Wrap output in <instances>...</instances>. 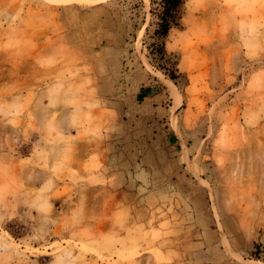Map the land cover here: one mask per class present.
Listing matches in <instances>:
<instances>
[{
  "label": "rangeland",
  "instance_id": "obj_1",
  "mask_svg": "<svg viewBox=\"0 0 264 264\" xmlns=\"http://www.w3.org/2000/svg\"><path fill=\"white\" fill-rule=\"evenodd\" d=\"M160 11V0H0V264L169 262L167 226L128 229L107 175L110 122L80 33H129L124 69L167 81L173 127L184 147L201 143L191 169L247 245L251 260L231 264H264V0H185L166 37Z\"/></svg>",
  "mask_w": 264,
  "mask_h": 264
},
{
  "label": "crops",
  "instance_id": "obj_2",
  "mask_svg": "<svg viewBox=\"0 0 264 264\" xmlns=\"http://www.w3.org/2000/svg\"><path fill=\"white\" fill-rule=\"evenodd\" d=\"M80 34L98 65L92 79L110 122L107 175L130 216L128 229L165 224L166 264H231L239 260L235 253L251 260L245 242L228 237V214L220 211L218 221L200 182L203 176L191 169L201 143L188 140L184 147L173 127L174 96L167 81L156 73L124 69L129 33ZM80 34L60 36L69 41ZM179 115L185 128L183 110Z\"/></svg>",
  "mask_w": 264,
  "mask_h": 264
},
{
  "label": "trees",
  "instance_id": "obj_3",
  "mask_svg": "<svg viewBox=\"0 0 264 264\" xmlns=\"http://www.w3.org/2000/svg\"><path fill=\"white\" fill-rule=\"evenodd\" d=\"M153 2V0H151ZM185 0H160L161 11L159 12L158 28L155 33L159 37H166L172 27L178 26L182 18ZM158 50L164 53L165 46L160 44ZM171 68L164 67L165 73L171 78L176 79V74L172 68L171 61L166 59Z\"/></svg>",
  "mask_w": 264,
  "mask_h": 264
},
{
  "label": "bare ground",
  "instance_id": "obj_4",
  "mask_svg": "<svg viewBox=\"0 0 264 264\" xmlns=\"http://www.w3.org/2000/svg\"><path fill=\"white\" fill-rule=\"evenodd\" d=\"M175 93H176V95H178V93H177V89L176 88H174V90H173Z\"/></svg>",
  "mask_w": 264,
  "mask_h": 264
}]
</instances>
